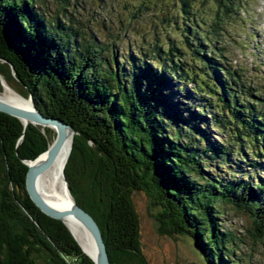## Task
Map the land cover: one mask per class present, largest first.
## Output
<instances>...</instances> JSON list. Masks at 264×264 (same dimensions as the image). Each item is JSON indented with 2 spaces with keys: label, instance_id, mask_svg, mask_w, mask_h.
Masks as SVG:
<instances>
[{
  "label": "trees",
  "instance_id": "trees-1",
  "mask_svg": "<svg viewBox=\"0 0 264 264\" xmlns=\"http://www.w3.org/2000/svg\"><path fill=\"white\" fill-rule=\"evenodd\" d=\"M213 1L210 18L196 0L167 1L159 17L151 13V42L123 53L116 39H88L59 13L46 14V0H0V91L4 78L74 128L66 179L99 223L111 264H147L137 192L160 207V232L190 235L209 264H245L221 204L247 214L250 236L264 240V94L256 96L220 41L242 0ZM132 2L130 20L159 5ZM164 89L186 92V115ZM207 124L224 130L222 142L209 140ZM55 138L0 112V264H95L27 191L26 162Z\"/></svg>",
  "mask_w": 264,
  "mask_h": 264
},
{
  "label": "rangeland",
  "instance_id": "rangeland-1",
  "mask_svg": "<svg viewBox=\"0 0 264 264\" xmlns=\"http://www.w3.org/2000/svg\"><path fill=\"white\" fill-rule=\"evenodd\" d=\"M63 1L65 0H46V5L41 6L46 14L55 16L56 13H59L72 23L74 28L81 27L88 39L92 37L104 44L116 39L120 44L119 52L125 53L128 45L131 48H138L140 45L151 42V32L149 31L152 27L151 23L156 24L158 22L155 17L151 16V13L154 12L155 16L159 17L163 11L158 12L165 9L167 1L170 2L169 6H171L172 0H157L159 5L151 8L146 16L143 15V19L140 16L131 20V16L126 15V13L137 8V5L132 2L134 0H68L70 5H66V11H63L65 6ZM214 5L213 0H196L194 8L198 10L200 15L210 18L213 15L210 11ZM238 6H235V10L238 8V13L233 14L224 23V31L220 36V41L224 45L225 56L229 63L243 73L247 84L257 87L255 94L258 96L264 94V0H242ZM157 27L161 28V26ZM249 30L253 33L252 35H249L251 33ZM3 83L8 84L2 78L1 85L3 88L0 94H3L8 88L18 93L11 86L5 89ZM190 86L192 83L189 84ZM164 90L163 92L168 93L176 102L177 108L180 109L181 107V112L186 115L183 111L185 102H188L183 99L186 92L176 94V91ZM18 94L24 97L20 93ZM31 98H26V100H31ZM31 101L33 102V100ZM256 101L260 102L258 98ZM22 107L29 108L28 105ZM262 108L264 109V106ZM206 118L209 120V117ZM205 128L211 133L209 140L212 143L222 142L221 139L225 135L223 129L210 124H207ZM50 129L56 137V131ZM68 141H70L67 144L69 150L71 139ZM225 168L220 167V172L225 173ZM226 174L228 173L226 172ZM259 174L262 175V171ZM41 193L43 195V192ZM64 193L66 195V192ZM134 201L140 216L141 251L147 260V264H209L190 235H169L160 232V223L156 215L161 209L154 205L143 192H137ZM72 203L73 201L70 199L68 203L65 204L64 202L61 205L69 207ZM220 210L222 211L220 219L223 227L236 235L237 255L242 258L243 263L264 264V240L256 242L250 236L248 228L251 225V220L249 216L229 204H221ZM79 226L81 227V225ZM75 235L80 240L76 233ZM92 255L95 254L92 253Z\"/></svg>",
  "mask_w": 264,
  "mask_h": 264
},
{
  "label": "water",
  "instance_id": "water-1",
  "mask_svg": "<svg viewBox=\"0 0 264 264\" xmlns=\"http://www.w3.org/2000/svg\"><path fill=\"white\" fill-rule=\"evenodd\" d=\"M6 85L8 86V84H4V87ZM0 112L7 113L11 116L21 119L25 126H27L29 123H33L36 125L52 128L56 131V138L50 147L43 153L39 154L34 160H29L26 162L29 166L26 175L27 191L34 203L48 216L62 220L65 223L66 218L70 216L81 221L91 232L97 248V254L95 257L89 255V253H87L82 247L84 252L95 262V264H111L103 232L94 216L86 209L81 207L75 199L72 204V208H60L53 206L48 203L37 190V180L39 175L56 162H62L64 158V147L69 138H71L69 150V152H71L75 134L72 125L67 123L65 120L45 116L40 110L36 108L34 103L32 109H25L12 105L8 102H4L0 99ZM65 167L66 165H64L62 168V175L70 192V188L66 179Z\"/></svg>",
  "mask_w": 264,
  "mask_h": 264
},
{
  "label": "bare ground",
  "instance_id": "bare-ground-1",
  "mask_svg": "<svg viewBox=\"0 0 264 264\" xmlns=\"http://www.w3.org/2000/svg\"><path fill=\"white\" fill-rule=\"evenodd\" d=\"M8 86H5V89H7ZM0 99L3 100L4 102H8L12 105H15L21 108H24L22 106H27V105L29 108H25V109L33 108V103L30 99L26 100V98L21 97L18 93L14 92L10 88H8L3 94H0ZM69 143L70 141H68L64 147V153H63L64 158L62 162H56L50 168L44 170L39 175L38 180H37V190L39 191L40 195L51 205L57 206L60 208H72L73 203L69 205V207H65L61 204H63L64 202L65 204L68 203L70 199H72V201L74 202V197L72 193H70L71 191L69 192L66 186V183H65V179L62 175V165L63 164L66 165L69 159V155H70V152H69L70 145H69V150L67 146V144ZM62 184H63V187H62ZM40 191L43 192L44 196L42 195ZM64 192H66V195ZM66 224L71 230L72 234H74V237L78 239V242L80 243V245L86 250V252L89 253V255H91L92 257H95L97 254L96 243L89 229L81 221L71 216L66 218ZM79 225H81V227ZM74 231L80 237V240L79 238H77ZM90 252L94 253L95 255H92V253Z\"/></svg>",
  "mask_w": 264,
  "mask_h": 264
}]
</instances>
